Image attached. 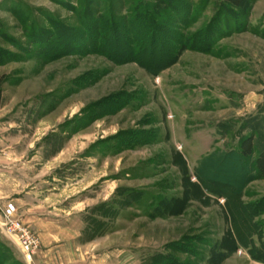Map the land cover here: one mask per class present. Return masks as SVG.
Here are the masks:
<instances>
[{"label": "rangeland", "instance_id": "rangeland-1", "mask_svg": "<svg viewBox=\"0 0 264 264\" xmlns=\"http://www.w3.org/2000/svg\"><path fill=\"white\" fill-rule=\"evenodd\" d=\"M263 31L264 0H0L2 95L36 102L12 128L30 264H264V180L239 153L264 138ZM57 168L80 217L50 214ZM3 202L0 264H28Z\"/></svg>", "mask_w": 264, "mask_h": 264}, {"label": "crops", "instance_id": "crops-1", "mask_svg": "<svg viewBox=\"0 0 264 264\" xmlns=\"http://www.w3.org/2000/svg\"><path fill=\"white\" fill-rule=\"evenodd\" d=\"M35 102V99L29 100L28 102L18 101L16 98H10L7 99L3 95L0 97V114L3 113L2 119L0 120V204L4 203L3 201H9L10 203H13L16 208L22 201L26 199H32V196H38L36 193L33 192V189L35 190V187L28 188L26 190H23L21 192L20 185H21V167L22 161H16L14 159V153L22 150V144L19 139V137L23 138L22 134H19L12 128H21V125L25 124L24 121L21 119H18V114H21V116H27L29 113H32L34 111L33 107L30 106ZM36 103V102H35ZM28 104L27 107L24 108L22 105ZM6 112V115L4 114ZM31 122V121H29ZM8 126L10 130H5L4 126ZM54 134L55 131H52ZM51 132V133H52ZM52 133V134H53ZM23 140V139H22ZM44 141H46L44 138L42 139H36L34 142H30L27 146L29 157L28 162H26L29 165V168H31L32 160L36 156V154L43 148L44 150H48L49 148L44 146ZM46 145V144H45ZM52 148V147H50ZM58 150V151H57ZM15 151L12 155V152ZM53 157L52 160H50L51 163L53 160H55L63 151V149H57L52 148ZM27 164H23V166H27ZM35 167L38 166L37 164L34 165ZM43 167V166H42ZM60 168V167H59ZM53 169L51 172V175L47 177V181H51L52 185L50 188H47L46 192L48 193L49 198H47V201L53 202V199L60 198L58 200V204L52 203L49 207L54 212H62L63 214H66L68 216H82L84 214L82 211H79L78 213H74V209H76L79 205L84 204V202L79 201L78 197L81 196V193L78 192L76 194L68 196L67 193L70 191H67L64 187L60 186V179L62 180L61 176L58 178L59 173H61L62 169ZM37 178V175H36ZM47 182V183H48ZM84 192V191H83ZM64 194L65 197H62ZM15 202V203H14ZM39 204H26V206H32L35 208H38ZM6 206V205H5ZM5 208V207H4ZM38 213L34 214L37 215ZM54 214V213H52ZM56 215V214H55ZM58 216V215H57Z\"/></svg>", "mask_w": 264, "mask_h": 264}, {"label": "trees", "instance_id": "trees-1", "mask_svg": "<svg viewBox=\"0 0 264 264\" xmlns=\"http://www.w3.org/2000/svg\"><path fill=\"white\" fill-rule=\"evenodd\" d=\"M248 1L249 0H225V2H227L228 4H230L232 7L236 8V9L241 8L242 5ZM263 36H264V31H263ZM166 62L164 63V60L162 57L160 59V61L155 64V66L157 69H160L164 65L167 64ZM4 80H5V77L0 78V97L2 95V86L4 84ZM252 122H253V120H252ZM256 123H260L263 127L264 126V119L260 118V121H258V122L256 121ZM249 128L250 129L252 128V134L247 135L246 137H244L242 139L240 146H239V153L243 159H248L249 161L253 157H255V155H256V157H255L253 163H251L250 167H252L256 178L264 180V138L261 139L262 141L260 140V143L259 142L257 143L256 138H258L257 136H259V133H257L258 131H256V129H257L256 126L255 125H253V127L249 126ZM239 172H241L242 178H244L246 175L248 177L250 176V172L248 171V169L241 170ZM233 182H235V180H233Z\"/></svg>", "mask_w": 264, "mask_h": 264}, {"label": "built area", "instance_id": "built-area-1", "mask_svg": "<svg viewBox=\"0 0 264 264\" xmlns=\"http://www.w3.org/2000/svg\"><path fill=\"white\" fill-rule=\"evenodd\" d=\"M16 215V206L13 203H8L3 210L5 220L3 228L9 237L15 239L23 259L30 264L33 261L34 249L38 246V240L23 227L19 220L15 219Z\"/></svg>", "mask_w": 264, "mask_h": 264}]
</instances>
